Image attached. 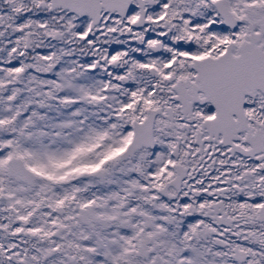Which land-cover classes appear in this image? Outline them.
Here are the masks:
<instances>
[{
    "label": "snow or ice",
    "instance_id": "6c2138e0",
    "mask_svg": "<svg viewBox=\"0 0 264 264\" xmlns=\"http://www.w3.org/2000/svg\"><path fill=\"white\" fill-rule=\"evenodd\" d=\"M0 264H264V0H0Z\"/></svg>",
    "mask_w": 264,
    "mask_h": 264
}]
</instances>
